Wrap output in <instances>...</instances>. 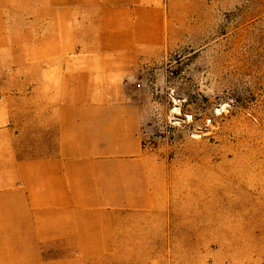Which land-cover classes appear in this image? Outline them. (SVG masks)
I'll list each match as a JSON object with an SVG mask.
<instances>
[{
  "label": "rangeland",
  "instance_id": "obj_1",
  "mask_svg": "<svg viewBox=\"0 0 264 264\" xmlns=\"http://www.w3.org/2000/svg\"><path fill=\"white\" fill-rule=\"evenodd\" d=\"M128 1L104 15L89 0H0V107L25 119L41 60L125 45L166 233L115 242L110 259L264 264V0Z\"/></svg>",
  "mask_w": 264,
  "mask_h": 264
},
{
  "label": "crops",
  "instance_id": "obj_2",
  "mask_svg": "<svg viewBox=\"0 0 264 264\" xmlns=\"http://www.w3.org/2000/svg\"><path fill=\"white\" fill-rule=\"evenodd\" d=\"M89 1L104 15L132 9ZM119 45L41 60L21 122L0 107V264H119L115 242L165 239L150 236L166 233L164 207L150 200L143 112L125 99L132 62Z\"/></svg>",
  "mask_w": 264,
  "mask_h": 264
}]
</instances>
